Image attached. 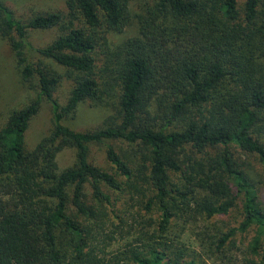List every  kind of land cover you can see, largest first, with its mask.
Wrapping results in <instances>:
<instances>
[{
    "label": "trees",
    "instance_id": "obj_1",
    "mask_svg": "<svg viewBox=\"0 0 264 264\" xmlns=\"http://www.w3.org/2000/svg\"><path fill=\"white\" fill-rule=\"evenodd\" d=\"M51 27L32 42L31 28ZM0 34L36 92L0 127V264H209L234 251L264 264V0H66L26 18L0 0ZM44 97L53 127L29 149ZM83 103L110 112L78 130L64 120ZM67 146L76 161L60 169ZM234 207L237 223L210 222Z\"/></svg>",
    "mask_w": 264,
    "mask_h": 264
},
{
    "label": "rangeland",
    "instance_id": "obj_2",
    "mask_svg": "<svg viewBox=\"0 0 264 264\" xmlns=\"http://www.w3.org/2000/svg\"><path fill=\"white\" fill-rule=\"evenodd\" d=\"M10 7L14 9L17 16L26 18L30 14L37 11L66 7V0H4ZM135 32V23H131L122 33H112L111 38L115 42L121 41L124 37ZM59 30L57 27L44 29H30V38L35 45H44L53 39ZM17 68L13 52L5 38L0 34V127L5 124L9 110L14 106L21 105L28 98L33 97L36 92L34 89H26V86L19 80ZM71 83L64 77L60 85L56 89V96L60 101L64 102L70 91ZM110 112L108 108H100L83 103L74 116L65 118V123L71 125L78 130H86L96 128L102 123L106 114ZM53 127V108L52 104L46 97L43 98L41 108L33 117L25 132L24 144L27 148L32 149L34 145L41 140L45 135L49 134ZM114 144H118V140H109ZM104 146L101 144H91V157L94 162L108 166ZM57 161L59 168H65L74 164L76 161L75 147H64L57 153ZM264 192V190H263ZM234 207L228 215L217 216L211 219V223L217 222L220 226L224 222L235 224L239 220V209ZM198 225L196 228H200ZM194 227V226H193ZM193 227L189 226L182 234V239L189 245L197 246V239L193 233ZM232 261L227 258H210L209 264H237L239 252L234 251Z\"/></svg>",
    "mask_w": 264,
    "mask_h": 264
}]
</instances>
